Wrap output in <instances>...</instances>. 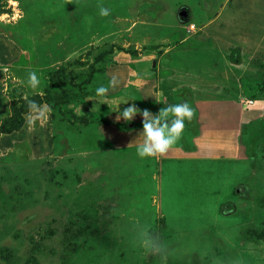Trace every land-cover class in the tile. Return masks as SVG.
I'll list each match as a JSON object with an SVG mask.
<instances>
[{
    "label": "rangeland",
    "instance_id": "rangeland-1",
    "mask_svg": "<svg viewBox=\"0 0 264 264\" xmlns=\"http://www.w3.org/2000/svg\"><path fill=\"white\" fill-rule=\"evenodd\" d=\"M124 99L196 102L210 126L186 147L194 107L174 146L140 157ZM2 122L0 264H164L138 222L168 264H264V0H0Z\"/></svg>",
    "mask_w": 264,
    "mask_h": 264
},
{
    "label": "clouds",
    "instance_id": "clouds-1",
    "mask_svg": "<svg viewBox=\"0 0 264 264\" xmlns=\"http://www.w3.org/2000/svg\"><path fill=\"white\" fill-rule=\"evenodd\" d=\"M111 8L100 6L98 14L100 16H108ZM29 83L33 88L40 84V77L36 71L28 73ZM120 83L116 75H112L107 84L101 83L94 89V98L99 100H107L110 89ZM129 99H124L115 106L117 112L116 120L123 118L127 123L132 121L137 113L142 117V128L137 131V137H141V142L136 145V152L140 157H152L157 154L166 153L178 140L182 137L187 123L191 122L196 113V109L186 99H180L178 102L169 103L161 107L156 113L145 108L140 109L135 104H127L126 107L120 109L121 103H126ZM29 109L33 113L42 114L45 110L51 111L50 106L41 107L36 101H28ZM131 131V130H130ZM136 137V138H137ZM135 138V139H136ZM135 238L140 247L146 253L156 255L168 264L171 248L169 243L161 238L158 234L151 231L146 224L138 222L135 230ZM232 264H243L241 258L233 260Z\"/></svg>",
    "mask_w": 264,
    "mask_h": 264
},
{
    "label": "crops",
    "instance_id": "crops-1",
    "mask_svg": "<svg viewBox=\"0 0 264 264\" xmlns=\"http://www.w3.org/2000/svg\"><path fill=\"white\" fill-rule=\"evenodd\" d=\"M208 81H210V79H208ZM205 106V105H204ZM194 107H196L198 109V114H196V117H198V125L195 126V128L192 130V132L189 134V136H184L182 138L183 143L186 145V147H191L192 143L198 138V136H200L203 131L206 129H208V127L210 126V121L203 118L204 114L201 112L200 109V105L198 103L195 102ZM210 114V112H209ZM207 114V115H209ZM204 121V123H203ZM200 134V135H199Z\"/></svg>",
    "mask_w": 264,
    "mask_h": 264
},
{
    "label": "trees",
    "instance_id": "trees-1",
    "mask_svg": "<svg viewBox=\"0 0 264 264\" xmlns=\"http://www.w3.org/2000/svg\"><path fill=\"white\" fill-rule=\"evenodd\" d=\"M13 129V127H10L6 122H2L0 124V135L3 134V133H9L11 132Z\"/></svg>",
    "mask_w": 264,
    "mask_h": 264
},
{
    "label": "built area",
    "instance_id": "built-area-1",
    "mask_svg": "<svg viewBox=\"0 0 264 264\" xmlns=\"http://www.w3.org/2000/svg\"><path fill=\"white\" fill-rule=\"evenodd\" d=\"M251 104H253V100L249 99V98H246L245 105H251Z\"/></svg>",
    "mask_w": 264,
    "mask_h": 264
}]
</instances>
